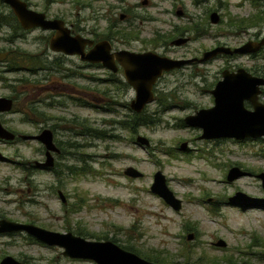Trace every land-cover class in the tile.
Instances as JSON below:
<instances>
[{
	"label": "rangeland",
	"instance_id": "1",
	"mask_svg": "<svg viewBox=\"0 0 264 264\" xmlns=\"http://www.w3.org/2000/svg\"><path fill=\"white\" fill-rule=\"evenodd\" d=\"M34 1L43 5L42 0ZM56 1L53 11H62L73 22L84 19L82 24L97 25L106 33L112 22L119 24L118 28L131 26L138 31L133 40L121 35L114 38L116 47L154 50L172 57L191 58L219 43L237 45L248 40L251 31L264 30V22L250 31H237L231 25L233 18L247 19L260 14L264 1L259 6L254 0ZM77 2L89 5H81L78 14ZM125 8L131 10L129 21L120 19ZM213 11L221 15L218 24L210 20ZM193 25H199L201 30L185 29L186 36L192 38L188 44H170L176 32ZM6 29V25L1 26L0 37L6 36ZM21 47L32 51L35 46L22 43ZM228 61L220 57L166 74L160 85L165 94H173V98L166 97L165 103L174 107L164 115H154L160 105L153 103L147 114L156 122L138 126L137 132H132L117 123L130 120L134 113L130 102L135 98V90L120 82L123 74H117V80L111 79L106 69L73 60L78 75L57 78L65 94L57 99V106L42 109L47 117L44 123H24L20 112L6 117L9 127L23 134L50 127L55 141L60 142L61 152L53 153L54 171L27 173L18 163L44 160L42 145L19 141L0 146L7 159L0 161V213L54 231L78 234L81 230L88 234L84 236L88 239H114L121 246H134L142 257L159 255L165 264H229L228 260L232 264H264V208H244L228 201L237 191L264 197L261 179L250 172H264V137L206 140L198 138L203 132L201 128L180 124L187 114L214 105L213 94L203 89L213 88L222 79ZM230 62L249 68L262 66L264 55L253 60L239 57ZM5 76L30 78L27 73ZM2 85L0 81V93H5ZM36 92L37 89L29 91L27 99H37ZM27 99L21 97L16 109L27 108ZM28 116L38 118L37 114ZM94 130L105 136H95ZM138 134L146 136L150 146L138 144ZM183 142L188 143V150L180 149ZM235 165L250 171L230 182L227 174ZM129 166L144 175L127 176L125 169ZM158 170L182 200L181 210H175L151 191ZM58 190L66 196V203ZM189 234L194 235L192 239H188ZM218 240H224L226 246H217ZM62 251L56 246L22 238L14 242L0 236V256L21 252L27 256L26 264H97L89 259L65 257Z\"/></svg>",
	"mask_w": 264,
	"mask_h": 264
},
{
	"label": "water",
	"instance_id": "2",
	"mask_svg": "<svg viewBox=\"0 0 264 264\" xmlns=\"http://www.w3.org/2000/svg\"><path fill=\"white\" fill-rule=\"evenodd\" d=\"M13 9L20 24L25 28L40 26L44 29H55L56 34L50 39V48L54 51H62L67 54H78L84 61L101 63L104 67L113 71L118 70V61L124 69L127 82L136 91V97L131 101V107L140 113L146 105L154 101L153 85L163 76L165 72L180 68L193 59H174L162 56L153 51L146 53H135L131 51H117L112 53V46L109 41L102 40L94 44V41L82 35L71 36L70 30L62 20H47L42 13L28 10L21 0H4ZM211 22L219 23L221 16L218 11L211 13ZM187 42V38H179L173 41L176 45ZM94 44L88 51L85 46ZM264 45V37L260 41H248L244 45L232 48L227 45H220L211 50L205 51L202 61H207L218 54L233 55L235 53L245 54L256 52ZM4 54H0V59ZM264 85V77H257L249 73L245 68H239L236 72L228 69L223 71V78L210 90L214 96V105L209 108H201L194 114L185 116L187 125L202 129L200 139L214 140L231 138L245 140L248 138L257 139L264 137V103L258 100L260 86ZM250 101L254 108L248 109L245 101ZM11 108V100L0 97V110L7 111ZM0 137L12 139V133L2 127L0 123ZM42 142L46 148V157L41 166H52L53 157L51 151H57L52 142L50 130L45 129L41 134L33 137ZM136 142L144 146H150V140L141 134L136 137ZM188 143L180 145L181 150H186ZM3 156L0 154V159ZM125 174L133 178L142 177L144 174L139 169L129 166ZM248 174V171L235 165L230 168L227 174L228 181H234ZM264 187V172L257 175ZM151 191L175 210L182 209L183 202L177 198L167 184L165 174L158 170L154 174V181L150 187ZM60 197L66 202V197L60 191ZM229 202L244 208H264V197H255L243 191H237L229 197ZM25 231L37 240L49 246H58L63 249L62 254L72 259H89L97 264H165L151 261L140 256L138 253L128 250L111 239L93 240L77 235L72 231L60 232L42 228L32 223H17L14 221L0 220V232ZM188 235V239L193 238ZM217 246H226L224 240H218ZM0 264H21L12 256H5Z\"/></svg>",
	"mask_w": 264,
	"mask_h": 264
},
{
	"label": "flooded vegetation",
	"instance_id": "3",
	"mask_svg": "<svg viewBox=\"0 0 264 264\" xmlns=\"http://www.w3.org/2000/svg\"><path fill=\"white\" fill-rule=\"evenodd\" d=\"M21 1L25 3V6L28 10L34 11L36 13L44 14V17L47 20H53V19L62 20L64 22V25L69 28L71 36L82 35L83 37H86V38L93 40L94 44L99 42V41H102V40L109 41L111 46H112V49H111L112 53L117 52V51H122V50L131 51V52H135V53H146V52L153 51V52L158 53L162 56H168V57H171L174 59H185V60L193 59L192 62H190V63H188V64H186L180 68H176V69H173L169 72H165L163 74V76L160 77L156 81V83L153 85L154 101L152 103L146 105V107L144 108V110L142 112L138 113L135 110H133L131 107V102H130V108L133 110V112L138 113V114H147L150 105H152L153 103L161 106V107L159 106L158 110L153 112L154 115H158V113L164 115V113L166 111H168L170 108L174 107L172 104H169V103L166 104L165 103L167 100L166 97H168V95H169L171 98H173V94L171 92L165 94V92H164L165 88L163 86H161L160 83H162L163 77L166 74H169V73L171 74L175 71H179V70L183 69L184 67L192 65V64L210 63L214 59L224 57V58H227L229 61L224 66L225 68H223V70H222V78H223V71L225 69H228L231 72H236L239 68H245L249 73H251L257 77H264V64L262 66L255 65V67L251 66L249 68V67L245 66L244 64H233L230 62L231 60L239 58V57H247V58H251L252 60L256 59V58L260 57L261 55H264V45L262 46L261 49H259L256 52L245 53V54L235 53L233 55L218 54L216 57L211 58L207 61H202V62L200 61L201 58L203 57L205 51L211 50L217 46L227 45V46H231L232 48H237V47L244 45L248 41H260L264 37V30L256 29L257 28L256 26H258L259 23L264 22V15H263L262 19H260V21L256 25H249V22H250L249 19H244L242 17L235 19L236 26L234 25L232 27H235V29L237 31H243V30L250 31V30L256 29L254 31H251V34H250V37L248 38V40H246L240 44H237V45H234V44L229 45L227 43H219L218 45H216L212 48H209V49L202 51L199 55L192 56L191 58H188L185 56L172 57V56L167 55L164 52H158V51H154V50H138L137 51V50H131V49H127V48L116 47L114 44V38H116L117 36L119 37V35H121L123 38L130 37L129 39L133 40V39H136V37H137L136 33L138 31L134 30L133 27H131V26H129L127 28H124V27L118 28L119 24L112 22L111 25L107 28L109 32L108 33L102 32V31H100L102 28L98 27L97 25L90 26L89 24H86V25L82 24V22L85 21L84 19H78V21H80V22H78L77 20L75 22H73L70 19H68V17L62 13V11H60L58 9L56 11H53L52 7L54 6V4L57 3L56 0H42L43 5L39 4V2H36L34 0H21ZM260 1H264V0H258V2H257L258 6L261 3ZM145 2L147 3V1H145ZM77 3H78L77 8H79V10L77 11L78 14H80L82 6L89 5V3L85 4V2H83V4H82V2H77ZM124 11H125L124 13H121L120 19L121 20L126 19L127 21H129L130 20V12L129 11H131V10L125 8ZM179 13H182V12L179 11ZM210 17H211V14H210ZM210 20H211V18H210ZM220 21H221V19H220ZM2 25H6L8 30L6 29V36L0 37V43H3V44H0V54H4V57L0 59V81L3 84L2 85L3 89L5 90V93H0V97H4V98L11 100V108L7 111H1L0 110V123H1L2 127H4L6 130H8L10 133H12L13 138L12 139H5V138L0 137V146H5L8 144H14V143H17L19 141L24 142V143H26L28 141H35V142L40 143L42 145L43 152H44V158H45L46 157V148H45L44 144L42 142H40L39 140L34 139L33 137L41 134L42 131H44L45 129H48V130H50V132L52 134V142L57 149V151H51V155L53 157V165L48 166V167L39 165V163H42L45 159L41 160V161H34L32 164H30L28 162L23 164L22 162H20V163H18V165L20 167H22L25 171H27V173H32L35 170H47V171L53 170L54 171L55 170V160H54L53 153H60L61 152V146H60V142L55 141L53 130L47 126V127L37 128L35 133H32V134L19 133L17 130H13L11 127H9L10 122L8 123V121L6 120L7 115L14 113V112H20V113H23L22 121H24V123H31V124L32 123H39V124L44 123V121H46L47 117L44 116L42 109L44 107L45 108H47V107L51 108V107L57 106L58 103H60V102H58L57 99H60L61 96L63 94H65L64 92H61L62 90H60L61 89L60 82H58L57 78H60V76H62V75L64 76V78H66V77L72 78L73 76L78 75V72L76 71V69L73 68V65H72L73 60H75V59H79L81 62L84 63L85 66H88V67H100V68L106 69V71H108L109 75L111 76V79H115V80L119 79L117 77V74H119L121 72L124 76V79L120 80V82L124 85H130V84L127 82V80L125 78L124 69L118 61H116L117 65H118V70L113 71L111 69L104 67L103 64H101V63H93L90 61H84L81 59V56L78 54H67V53L62 52V51L52 50L50 48V39L56 34V30L55 29H44L40 26H34V27H30V28L23 27L20 24V22L18 21V18L15 15L11 6L8 3H6L4 0H0V28ZM127 29H128V31H130L129 33L126 32ZM185 29H191V30L196 31V32H199L201 30L199 25H193L192 27H186V28H184V30L182 32H180V33L176 32L175 36L173 38H170L171 40H169V41H170L171 45H173L174 47L175 46H182L184 44H188L192 40V38L190 36H186V33L188 31H186ZM116 33H118V34H116ZM176 35H179V36L177 37ZM159 37L160 36H157L155 39L158 40ZM179 38H187V42L182 44V45L174 44L173 41L176 39H179ZM22 43L34 45L35 46L34 50L29 51V50L22 48L21 47ZM94 44L86 45L85 51L88 52L94 46ZM68 60H70V62H68ZM17 73H27L30 76V78H24L23 76H18L15 78H12L10 76L9 77L5 76L7 74L12 75V74H17ZM56 75H58V76H56ZM220 80L221 79H218V81H216L214 87L217 85V83ZM213 88H204L203 92L211 93L210 90ZM32 89L33 90L37 89V92H36L37 99H35V100L27 99L30 96L29 91H31ZM69 96L72 97V96H76V95H69ZM21 97H25L27 99L25 101L29 100L27 102V108L22 109V111L16 109V107H15V104L20 100ZM135 97H136V91H135ZM212 97H214V96H212ZM213 100H214V98H213ZM258 100L261 103H264V85L260 86V91L258 94ZM245 106L248 109L254 108L253 104L248 100L245 101ZM162 111H164V112H162ZM30 113L37 114L38 118L36 120H33L32 118H30L28 116ZM187 115H189V114H187ZM184 118L180 121V124L183 126H186L187 124L185 123ZM219 140L220 139H214V141H219ZM188 149L189 148H187L186 150H188ZM0 154L3 156L0 159V161H6L7 160L6 156L1 152V150H0ZM239 167H241V166H239ZM248 171H250V170H248ZM250 172L252 173V175H258L255 172H252V171H250ZM60 191L61 190H58L57 193H60ZM58 195H60V194H58ZM228 201H229V198H228ZM66 202H67V198H66ZM2 219L14 221L17 223H24V224L32 223V224L37 225L33 221L16 220V219L6 217L4 214L0 213V220H2ZM37 226H39V225H37ZM40 227H42V226H40ZM42 228H45V227H42ZM46 229H48V228H46ZM49 230H51V229H49ZM75 234H77V233H75ZM77 235H79V234H77ZM0 236L1 237H7L9 241L13 240L14 242L17 241L18 238H22L24 240H27V242L30 241L31 243L41 244L43 246L47 245L44 242H41V241L37 240L36 238H34L33 236L27 234L25 231L0 232ZM47 246H49V245H47ZM49 247H54V246H49ZM56 247H58V246H56ZM7 255L12 256L17 261H19L21 264H26L27 260H28L27 256L21 252L20 253L17 252V254L15 256H13L11 254H4V255L0 256V260Z\"/></svg>",
	"mask_w": 264,
	"mask_h": 264
},
{
	"label": "trees",
	"instance_id": "4",
	"mask_svg": "<svg viewBox=\"0 0 264 264\" xmlns=\"http://www.w3.org/2000/svg\"><path fill=\"white\" fill-rule=\"evenodd\" d=\"M257 2H258V0H254L255 4H257ZM263 15H264V11H262L260 14L258 13L256 15H253L252 17L247 18L250 20L249 25H256L260 21V19H262ZM231 25L236 26V22H235L234 18L231 20ZM155 122L156 121L154 120V118H152L148 114H138V113L134 112L132 114V117L130 120H126V119L120 120L117 123H120L124 129L130 130L132 132H137L138 126H148V125H151ZM94 132H95L94 135L97 137H104L105 136V134L102 131L94 130ZM78 234L82 235V236H88L87 233L82 232L81 230L78 232ZM113 241L117 242L114 239H113ZM123 247L128 249V250H131V251H134V252L140 254L137 250H135L134 246H132L130 244L124 245ZM144 257L151 260V261H155V262H159V263H165L163 258H160L161 256H159V255H144ZM228 263L232 264L231 260H228ZM170 264H177V263H170ZM215 264H218V263H215Z\"/></svg>",
	"mask_w": 264,
	"mask_h": 264
},
{
	"label": "bare ground",
	"instance_id": "5",
	"mask_svg": "<svg viewBox=\"0 0 264 264\" xmlns=\"http://www.w3.org/2000/svg\"><path fill=\"white\" fill-rule=\"evenodd\" d=\"M134 17V16H133Z\"/></svg>",
	"mask_w": 264,
	"mask_h": 264
}]
</instances>
